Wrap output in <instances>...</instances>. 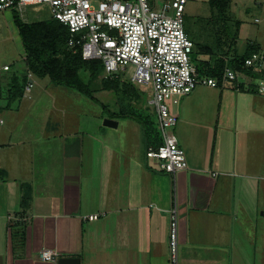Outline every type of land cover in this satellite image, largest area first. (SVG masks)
<instances>
[{
  "label": "crops",
  "instance_id": "crops-1",
  "mask_svg": "<svg viewBox=\"0 0 264 264\" xmlns=\"http://www.w3.org/2000/svg\"><path fill=\"white\" fill-rule=\"evenodd\" d=\"M33 76L25 60L0 58V264H170L175 205L179 264H257L259 239L264 246V94L257 87L235 83L234 104L208 88L177 96L176 105L168 100L188 162L173 178L128 143L121 149L103 129L114 127L96 122L83 135L52 113L61 111L55 105H39ZM215 94L219 103L211 102ZM43 250L57 259L41 260Z\"/></svg>",
  "mask_w": 264,
  "mask_h": 264
},
{
  "label": "built area",
  "instance_id": "built-area-1",
  "mask_svg": "<svg viewBox=\"0 0 264 264\" xmlns=\"http://www.w3.org/2000/svg\"><path fill=\"white\" fill-rule=\"evenodd\" d=\"M188 1L162 0L158 5L150 0H0V12L16 11L23 17L28 7L48 5L52 19L70 31L68 46L80 51L84 60H101L105 78L133 67L131 83L151 88L147 104L156 113L162 137L161 145L149 149L146 156L175 178L178 172L188 169V162L175 133L178 117L170 111L169 98L189 95L199 86L218 88L227 82L245 83L229 66L220 79L198 74L191 56L194 43L184 26ZM245 65L264 71V51L252 54ZM9 69L3 67L4 71ZM32 86L29 84L27 89ZM244 87H257L264 94V75L257 81L251 79ZM169 216L170 264H179L176 205ZM57 257L58 253L52 250L39 254L43 261H55Z\"/></svg>",
  "mask_w": 264,
  "mask_h": 264
},
{
  "label": "rangeland",
  "instance_id": "rangeland-1",
  "mask_svg": "<svg viewBox=\"0 0 264 264\" xmlns=\"http://www.w3.org/2000/svg\"><path fill=\"white\" fill-rule=\"evenodd\" d=\"M152 1L159 5L162 0ZM212 1L189 0L186 4L184 26L194 43L191 56L195 63L200 60L214 62L223 55H227L228 52L230 56L227 58L233 57L236 53L240 55L251 42L260 44L264 51V0H231L230 7L224 10L218 5H212ZM14 15L13 11L0 12V58L6 63L17 64V62H23L24 60L18 32L15 25H13ZM51 19L52 13L48 5H40L36 9L28 7L22 18L27 23ZM234 41H236L237 46L236 43L233 45ZM207 49L210 50L209 53H207ZM133 70V67H128L125 73H118L117 75L123 80L131 82ZM32 80L35 81L33 94L34 97L38 94V104L50 108L55 105L62 112L52 110V113H58L59 115L55 114L57 118L66 119L68 124L72 121L76 129V125H80L82 134L84 132L92 134L96 131L94 123L97 122L100 126L104 125L105 120L110 119L113 114H121L120 110L124 105L126 106V102H120L111 91L102 90L95 93L94 96L98 99V102H96L73 88L53 83L49 77L39 78L33 76ZM235 83L237 84L236 81L227 82L224 87L215 89L199 86L196 88L197 90L195 89L190 94L204 89L207 90V88L218 93L222 91L224 92L223 103L229 104L230 102L234 104L236 91L233 87ZM136 87L143 93L144 105H147L151 88L146 86ZM44 89L47 90V93H44ZM185 96L183 95V97ZM175 98H177L176 95L169 98L171 106L174 103L176 105L177 100H174ZM220 100V96L215 94L211 102L219 103ZM136 103L137 101L133 100V104ZM116 122L118 126L114 127L115 129L111 130L106 127H103V129L117 135L120 145L123 146L121 149H125L124 145L128 143L133 152L146 157L147 148L142 125L130 117L117 118ZM259 214L261 215L262 211H259ZM262 221L264 219L260 218V225ZM257 248V264H264V246L263 241L260 239L257 242Z\"/></svg>",
  "mask_w": 264,
  "mask_h": 264
},
{
  "label": "trees",
  "instance_id": "trees-1",
  "mask_svg": "<svg viewBox=\"0 0 264 264\" xmlns=\"http://www.w3.org/2000/svg\"><path fill=\"white\" fill-rule=\"evenodd\" d=\"M230 1L213 0L211 3L224 10L230 7ZM13 13L14 25L22 45V56L29 73L38 77H49L53 83L73 88L96 102L98 99L94 96L95 93L102 90L113 92L120 102H126V106L120 110L121 114H113L112 118L130 117L139 122L143 127L147 149L161 145L162 137L156 113L148 104L144 105V95L136 85L120 76L105 78L101 60H84L80 51L68 46L70 31L59 21L51 19L27 23L16 11ZM235 43L236 41L233 45ZM261 50L260 44L251 42L240 55L236 53L227 58L230 56L228 52L214 62L200 60L195 63L193 58L192 62L198 74L217 79L222 77L224 69L229 66L245 79V83L240 84L244 87L251 79L264 75V71H254L245 65L252 54ZM209 52L207 49V53ZM133 100L137 103L133 104Z\"/></svg>",
  "mask_w": 264,
  "mask_h": 264
},
{
  "label": "water",
  "instance_id": "water-1",
  "mask_svg": "<svg viewBox=\"0 0 264 264\" xmlns=\"http://www.w3.org/2000/svg\"><path fill=\"white\" fill-rule=\"evenodd\" d=\"M104 125L108 127H117L118 123L108 119L105 120ZM58 264H79V260L77 258H60Z\"/></svg>",
  "mask_w": 264,
  "mask_h": 264
}]
</instances>
